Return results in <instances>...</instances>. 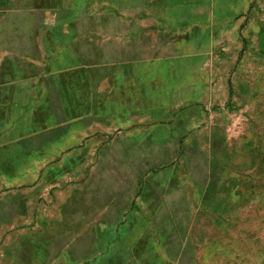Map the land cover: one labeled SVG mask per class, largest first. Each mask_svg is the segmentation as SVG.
Masks as SVG:
<instances>
[{
  "label": "rangeland",
  "instance_id": "obj_1",
  "mask_svg": "<svg viewBox=\"0 0 264 264\" xmlns=\"http://www.w3.org/2000/svg\"><path fill=\"white\" fill-rule=\"evenodd\" d=\"M131 3L0 0V264H264V0Z\"/></svg>",
  "mask_w": 264,
  "mask_h": 264
},
{
  "label": "crops",
  "instance_id": "obj_2",
  "mask_svg": "<svg viewBox=\"0 0 264 264\" xmlns=\"http://www.w3.org/2000/svg\"><path fill=\"white\" fill-rule=\"evenodd\" d=\"M131 2H132L131 3L132 6H134V4H136V3L137 4L141 3V4H143V5H145L147 7V9L143 10V14H141V15H135V11L134 10H132L130 12V14H131V17H134V18H147L148 23L145 24V25H147V27H141L140 28V30H141L140 33L147 34L149 39H151L153 37L154 40H155L154 46H157L158 44H160V41H159L160 33H163L164 30H165V32H167V29H165V27L163 29V28L157 26L156 23H155V20L160 19V22L161 21L163 22L162 18H164L165 16L161 15V14L155 15L154 11H152L150 9H152V7H153V10H154V7L162 4L164 2V0H131ZM151 11H152V13H151ZM170 25H174V24L170 23ZM133 29H134L133 27L128 29V30H130V32H132V34L130 33V36L128 38L125 37V40L128 41V42H131L132 44L133 43L135 44V43H137V41L139 39V34L140 33H139V31H137V32L133 31ZM126 32H124V33H126ZM116 38H119V37H116ZM120 39H123V37L121 36ZM199 49H201V46L199 47ZM19 78H20V81H21L22 79H21L20 76H19ZM12 263L16 264V263H14V261H12ZM20 264H34V263H32L31 258L29 256L26 259V261H24V262H22Z\"/></svg>",
  "mask_w": 264,
  "mask_h": 264
}]
</instances>
